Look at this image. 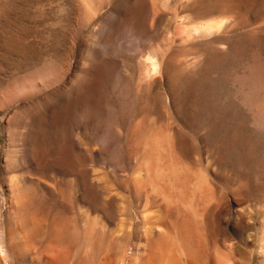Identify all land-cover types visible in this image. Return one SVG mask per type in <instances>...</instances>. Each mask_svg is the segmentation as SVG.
I'll return each mask as SVG.
<instances>
[{"label": "rangeland", "instance_id": "1", "mask_svg": "<svg viewBox=\"0 0 264 264\" xmlns=\"http://www.w3.org/2000/svg\"><path fill=\"white\" fill-rule=\"evenodd\" d=\"M263 232L264 0H0L8 264H264Z\"/></svg>", "mask_w": 264, "mask_h": 264}, {"label": "bare ground", "instance_id": "2", "mask_svg": "<svg viewBox=\"0 0 264 264\" xmlns=\"http://www.w3.org/2000/svg\"><path fill=\"white\" fill-rule=\"evenodd\" d=\"M212 23V22H211ZM216 24V23H215ZM215 24L213 23V25L212 24H210V25H208L207 24V26H203V27H198V28H195V31L196 32H198V33H200V30L201 31H203V32H210L211 33V31H213V29L215 28V29H218L217 27H221L220 26V23H217L218 25L217 26H215ZM222 24V23H221ZM202 26V25H201ZM153 64V63H152ZM154 67V66H153ZM2 231H4L3 229H2ZM4 233H5V231H4ZM3 233V235H2V233H0V264H8V262H9V257H8V255H7V253H6V250H5V245H4V239L6 238H4L3 236H7L6 234H4ZM104 233V232H103ZM7 239H8V236H7ZM261 241H262V248H263V251H264V232H263V234H262V237H261ZM17 246V245H16ZM262 251V252H263ZM130 257V256H129ZM60 260V259H59ZM58 260V261H59ZM111 260H112V258H111ZM62 262H63V260H61ZM121 261V260H120ZM126 262H128V260L126 261ZM126 262H125V264H126ZM64 263H65V261H64ZM102 263H106V262H104V261H102ZM130 263V262H129ZM60 264V263H59ZM108 264V263H107Z\"/></svg>", "mask_w": 264, "mask_h": 264}]
</instances>
